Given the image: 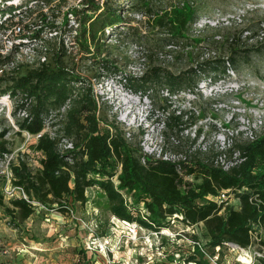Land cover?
<instances>
[{"label":"trees","instance_id":"obj_1","mask_svg":"<svg viewBox=\"0 0 264 264\" xmlns=\"http://www.w3.org/2000/svg\"><path fill=\"white\" fill-rule=\"evenodd\" d=\"M10 1L0 0V12L2 15L8 14L9 19L19 15L22 9H28L29 0L22 1L17 7L9 5L7 2ZM39 1L50 6L54 0L36 2ZM195 2L85 0L82 8L64 12L62 23L69 26L71 38L78 46V50L73 53L86 59L90 55V64L80 65L83 68L92 66L94 72L91 78H95L100 75L98 68L113 74L124 66L119 64L118 59L109 58V49L114 43H107L106 40L109 37L111 41L115 34L142 33L130 25L135 20L134 15L145 16L146 26L165 35L167 40L162 49L156 50L157 56L168 54L165 51L168 45L187 48L193 42H198L189 40L187 35L199 14ZM17 10L20 11L16 13ZM37 15L39 23L33 25L36 27L35 32L29 38H40L43 27L54 31L56 36L58 25L55 20L47 21V14L41 9ZM69 16L74 18L76 26L71 23ZM110 26L114 28L108 35L106 29ZM59 43L48 60L22 70L14 68L11 74L1 73L0 98L8 96L13 100L16 110L25 111V116L17 119L16 124L20 131L33 135L44 130L51 114L69 101L61 129L55 134L61 136V132L63 137L70 139L74 149L62 152L58 146L60 138L43 133L35 143V148L43 155L39 161L40 167L32 170L24 161L13 166V184L22 187L31 199L44 206L57 204L61 211L70 210V205L74 203L86 202V190L97 187L104 192L107 208L112 215L155 231L168 227L169 217L174 214L181 215L182 220L189 225L202 223L208 239L206 247L194 237L198 244L194 245V253L186 259L187 262L209 264L205 255L214 257L215 247L223 246L224 242L242 248L250 245L251 233L257 226L264 224V134L254 141L235 144L244 160L229 171L215 168L196 157L181 166V174L176 170L178 165L170 162L148 159L143 163L139 139L137 142H128L121 128L102 112V107L98 111L89 85L91 78H85L78 71L80 66L72 60V65L69 64L67 59L73 53L65 49L61 39ZM143 50L149 57L150 52L145 47ZM46 51L49 52L48 49ZM233 61V58L229 59V63ZM194 62L179 73L160 66L146 69L141 76L127 78L126 85L133 91L153 93L166 87L171 92H177L193 88L203 75H222L226 70L222 57L200 61L198 54ZM174 120L178 119H172L168 123L169 127L176 125ZM101 123H110V127L107 125L103 130ZM8 131V128H1L0 137H4ZM5 151L8 150L0 143V152ZM67 156L71 157L70 161ZM119 166L118 184L115 186L111 177ZM184 174L192 175V182L186 181ZM222 189L232 190L238 206L226 207L218 213L220 208L213 202L205 203L204 197ZM122 191L132 199L131 203H127ZM0 208L4 209L14 224L25 221L34 212V207L24 199L14 198L6 203L2 193ZM78 253L86 257L83 249ZM256 264H264V259H259Z\"/></svg>","mask_w":264,"mask_h":264},{"label":"rangeland","instance_id":"obj_2","mask_svg":"<svg viewBox=\"0 0 264 264\" xmlns=\"http://www.w3.org/2000/svg\"><path fill=\"white\" fill-rule=\"evenodd\" d=\"M22 1L25 0H12L7 3L17 7ZM36 1L29 0L28 9H22L23 11L13 19H9L8 14L2 15L0 12V23L3 24L0 28V74L3 72L11 74L14 68L18 67L22 70L26 66H34L48 60L52 52L59 47L60 39L67 51L73 53L78 50L77 44L71 38L69 26L62 23V18L64 12L85 6V0H54L50 6ZM169 1L166 0V3ZM174 1L172 0V3ZM195 7L198 8V19L205 15L214 19L216 25L205 27L198 35H192L190 30L187 34L188 39L199 40L193 42L190 48L174 49L170 53L171 57L157 56L156 50L162 49L167 39L164 34L146 26L144 22L146 17H144L130 22V25L137 27L142 33L131 32L122 36L115 34L111 41L107 37V43H114L109 49V58L118 59L120 65H127L134 61L132 53L136 51L133 47L129 48V45L141 44L140 47H145L150 52L149 57H146L144 70L160 66L179 73L192 66L196 56L208 49L206 47H213L218 50V57L227 56L228 60L233 58L234 61L230 62L231 68L239 75L249 77L255 82L264 80V36L263 40L260 39L262 34L264 35L262 30L264 0H196ZM40 9L47 14V21L55 20V24L58 25L56 36L54 31L43 27L40 38H29L35 32L36 27L33 25L39 23L37 14ZM69 17L72 23L74 18ZM72 24L76 26L75 22ZM165 50H168L167 47ZM80 57H82L80 54L73 53L69 59H66L70 65L73 62L80 66L78 71L89 79L94 72L93 67L83 68L81 65L90 64V55H87V59ZM105 90L109 93L107 88ZM247 94L248 91L242 92L237 95V99L231 96L219 97L220 101L226 103L219 110H215L212 106L215 104L213 99H196L194 103L197 106L198 119L208 116L220 123L226 118V111L233 113L237 118L253 117V112L258 111L260 106L258 103L253 106ZM151 97L155 103H165V99L160 97L156 90L151 93ZM261 98L264 102V97ZM234 100L235 102H230ZM236 100L241 101L236 102ZM102 112H105L112 121L113 116L107 104L102 106ZM22 117L23 115L16 110L13 100L8 96L0 98V129H9L4 137H0V143H3L8 150L10 157L8 168L12 171L10 182L0 174V193L6 203H9L10 199L4 196L3 188L13 185L15 179L13 166L24 161L35 170L40 167L39 161L43 157L35 148L37 138L32 135L27 137L24 131L19 130L16 121ZM173 123L177 125L178 120H174ZM107 125L110 127V123ZM107 125L100 124L103 130L108 127ZM176 125L168 126L169 130H173ZM228 125L234 126L235 123L230 122ZM210 128L213 131L215 124ZM134 132L135 138L132 141L137 142L140 138L137 130ZM242 142L244 141H238V143ZM168 144L170 148L173 147L171 143ZM187 144L188 140L185 139L183 146L178 148L185 149ZM211 154L213 151L195 157L208 163L205 160L211 158ZM6 161L7 159L0 155V169L7 164ZM186 181L192 182V179L186 178ZM122 193L127 203H131L132 199L127 193L125 191ZM86 197V202L70 205V211H61L57 204L36 207L28 219L17 224H14L4 209L0 208V244L7 250V253L0 256V264H154L167 261L170 264H194L186 261L194 253L196 244L194 237H197L200 245L206 247L208 239L202 223L187 227L188 225L182 221L176 220L159 231L137 223L141 228L138 229L137 235L131 237L122 233L121 228L117 230L112 228L113 224L110 220L112 214L107 208L106 196L100 188H88ZM227 205L225 208L237 207L238 200L231 196ZM257 227L251 236L250 249L224 242L223 246L215 247L214 257L205 255L209 264H242V261H248L245 252L253 253L263 245L264 224ZM81 249L85 251L86 257L78 253Z\"/></svg>","mask_w":264,"mask_h":264},{"label":"built area","instance_id":"obj_3","mask_svg":"<svg viewBox=\"0 0 264 264\" xmlns=\"http://www.w3.org/2000/svg\"><path fill=\"white\" fill-rule=\"evenodd\" d=\"M203 15L192 24V35H198L205 27L216 25V21L212 18H208ZM135 19L144 18L140 14L134 15ZM74 23V20L72 21ZM114 26H110L106 29V34L110 35ZM264 31V26L262 28ZM263 34L260 37L263 40ZM219 38V37H218ZM135 48V52L132 53L134 61L119 68L116 73L107 74L100 68V75L91 78L89 85L92 88V93L99 109L107 104L109 112L112 114V122L118 125L123 131L125 139L129 142L135 138L134 131L137 130L139 135V145L144 157L142 162L150 159L152 161H166L178 165L176 170L181 174L183 171L181 166L183 164L190 163L195 156L209 151H213L211 158L205 160L213 165L215 168H219L223 171H229L232 167L241 163L244 158L241 156V151L235 148V144L238 141H254L260 135L264 134V102L261 96L264 97V80L261 82L250 80L249 77L239 75L231 68L228 57H222L226 63V70L224 74L215 76L214 73L209 75H203V77L197 82V84L191 89L180 90L177 92H171L168 88L162 87L158 93L160 97L165 99L164 104H158L154 102L151 97V91H133L127 87L126 80L129 77L141 76L144 73L146 52L143 47L136 44L129 45V48ZM168 52L164 57H171V52L179 47L174 45L166 46ZM191 46L187 47L190 48ZM186 48V49H187ZM206 51L199 53L200 61L208 59H216L218 57V50L213 47H206ZM163 56V55H161ZM107 88L109 93L105 90ZM248 91L253 106L258 105L260 108L258 111L253 112V117L244 119L243 117H234L233 113L226 111V118L223 122L218 123L213 117H205L198 119V111L196 106V99L210 98L215 101L212 106L215 110H219L222 106H225L224 101H220L219 97L231 96L237 99V95ZM241 100H236L239 102ZM195 102V103H194ZM230 102H235L230 101ZM257 105V106H258ZM69 107V101L66 102L60 110L54 111L51 116L46 120L44 130L38 134H30L27 131L25 135L27 137L35 136L37 139L45 132L50 136H58V146L62 152L70 151L74 149V143L60 135L55 134L57 130L61 129V121L64 118V113ZM23 117L25 111L19 112ZM178 119L177 126L173 130H169L168 123L174 119ZM51 121V122H50ZM235 123L234 126H229L228 123ZM55 124V126H53ZM215 124V128L211 131V126ZM111 129V128H110ZM169 130V131H168ZM259 135V136H258ZM243 138V139H240ZM185 139L188 140L185 149L182 147L185 143ZM173 145L171 148L169 144ZM175 145V146H174ZM4 156L6 165L0 169V174L10 182L12 177V171H9L8 163L10 157H8L7 151L0 154ZM194 156V157H193ZM67 160H71L70 156L66 157ZM120 172V166L118 167L115 175L111 177V180L116 185L118 184L117 175ZM192 178V175L184 174V179ZM3 194L8 199H24L27 203L34 208L44 207V205L31 199L22 187L16 185H7L3 188ZM234 194L231 189H222L216 194H208L204 197V202H213L219 207L218 213L228 206L230 197ZM70 211V210H69ZM112 228L122 229V233L133 237L139 232L140 225L136 222L120 219L114 215L111 216ZM185 221L182 220V216L174 214L169 217V221ZM185 225H189L185 223ZM195 225V224H194ZM253 232L251 233L252 236ZM196 244L198 242L196 241ZM251 245V243H250ZM250 245L246 248L250 249ZM7 250L0 244V256L6 253ZM247 253L248 261L242 264H256L259 259H264V244L259 246L258 251L253 253ZM194 263V262H193ZM195 264V263H194Z\"/></svg>","mask_w":264,"mask_h":264},{"label":"crops","instance_id":"obj_4","mask_svg":"<svg viewBox=\"0 0 264 264\" xmlns=\"http://www.w3.org/2000/svg\"><path fill=\"white\" fill-rule=\"evenodd\" d=\"M7 253V252H6ZM7 264V263H6Z\"/></svg>","mask_w":264,"mask_h":264},{"label":"water","instance_id":"obj_5","mask_svg":"<svg viewBox=\"0 0 264 264\" xmlns=\"http://www.w3.org/2000/svg\"><path fill=\"white\" fill-rule=\"evenodd\" d=\"M15 1V0H14Z\"/></svg>","mask_w":264,"mask_h":264}]
</instances>
